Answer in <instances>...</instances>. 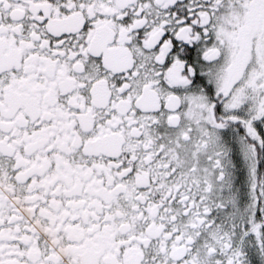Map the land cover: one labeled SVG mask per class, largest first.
<instances>
[{
    "label": "snow or ice",
    "instance_id": "snow-or-ice-1",
    "mask_svg": "<svg viewBox=\"0 0 264 264\" xmlns=\"http://www.w3.org/2000/svg\"><path fill=\"white\" fill-rule=\"evenodd\" d=\"M0 264H264V0H0Z\"/></svg>",
    "mask_w": 264,
    "mask_h": 264
}]
</instances>
